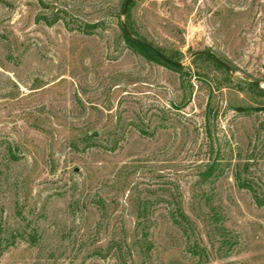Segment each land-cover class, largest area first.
Listing matches in <instances>:
<instances>
[{"label": "rangeland", "instance_id": "rangeland-1", "mask_svg": "<svg viewBox=\"0 0 264 264\" xmlns=\"http://www.w3.org/2000/svg\"><path fill=\"white\" fill-rule=\"evenodd\" d=\"M125 1L0 0V264H264V0Z\"/></svg>", "mask_w": 264, "mask_h": 264}, {"label": "trees", "instance_id": "trees-1", "mask_svg": "<svg viewBox=\"0 0 264 264\" xmlns=\"http://www.w3.org/2000/svg\"><path fill=\"white\" fill-rule=\"evenodd\" d=\"M133 4V0H130L127 11H126V18L127 21L124 23L127 30L130 32V34L132 35L133 38H129L127 36V34L125 33L123 26H121L122 29V33L124 36L125 41L129 44L130 47H133L134 50L136 52H138L139 54H141L142 56L146 57L149 60H154L157 63L161 64L164 67H167L169 69H172L178 73H181L183 71V66H173L172 64L166 62L165 60H163L162 58H160L156 53L152 52L151 50H149L147 47H145L144 44H147L149 46H151L153 49H155L157 52H159L163 57H165V59L174 62V63H180V60H178L176 57H172V56H168L164 53L163 50H161L160 48H157L156 46H154L152 43H148V41L142 37L141 35H139L137 32H135L132 23H130V9L132 7ZM129 20V22H128ZM209 59V60H213L215 62V64L217 65L218 68L220 69H225L222 65H220L219 63H217L212 56L210 55H196L195 59ZM252 87H254L256 90H260L259 86L257 84H251ZM260 92L264 95V92L260 90ZM214 167H210L207 176H210L213 172ZM144 212H147V207H145ZM143 236L145 239H147L149 237V233L148 232H144Z\"/></svg>", "mask_w": 264, "mask_h": 264}, {"label": "water", "instance_id": "water-1", "mask_svg": "<svg viewBox=\"0 0 264 264\" xmlns=\"http://www.w3.org/2000/svg\"><path fill=\"white\" fill-rule=\"evenodd\" d=\"M129 2L130 0H126L125 1V5H124V11H123V16L126 14V11H127V8H128V5H129ZM123 26V29L125 31V33L127 34V36L129 38H133L132 35L130 34V32L127 30L125 24L123 23L122 24ZM143 45H145V47H147L149 50H151L152 52L156 53L160 58H162L163 60H165L166 62L172 64L173 66H182L181 63H174V62H171L167 59H165V57H163L159 52H157L155 49H153L151 46L147 45V44H144L142 43ZM196 55H210L212 56V58L217 62L219 63L220 65H222L225 69H227L228 71H230L231 73H233V70L225 63H223L222 61H220L213 53H211L210 51H203V52H198V53H195V56ZM258 84V83H257ZM98 136L97 133H93L92 137L93 138H96Z\"/></svg>", "mask_w": 264, "mask_h": 264}]
</instances>
